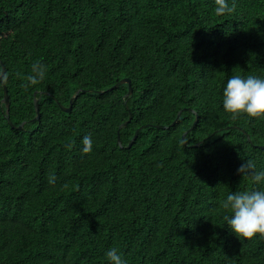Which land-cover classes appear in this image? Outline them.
<instances>
[{"label":"trees","instance_id":"1","mask_svg":"<svg viewBox=\"0 0 264 264\" xmlns=\"http://www.w3.org/2000/svg\"><path fill=\"white\" fill-rule=\"evenodd\" d=\"M228 3L0 0V264H264L222 207L264 188L237 172L264 170V117L222 106L230 77L264 78V0Z\"/></svg>","mask_w":264,"mask_h":264},{"label":"clouds","instance_id":"2","mask_svg":"<svg viewBox=\"0 0 264 264\" xmlns=\"http://www.w3.org/2000/svg\"><path fill=\"white\" fill-rule=\"evenodd\" d=\"M215 14L225 15L233 11L228 0H214ZM30 75L25 77V88L35 86L44 79L45 68L42 64L34 63ZM4 79L0 77V84ZM223 109L234 117L246 114L249 117H264V78L256 75H234L230 77L222 92ZM83 151L92 150L91 137L82 139ZM251 161H244L237 169L241 176L251 175L255 184H264V170L253 171ZM50 184L55 182V177H49ZM222 207L230 211L225 217L228 229L236 237L251 239L256 234L264 237V188L257 190L233 192L226 196ZM108 264H126L125 260L115 248H110L105 253Z\"/></svg>","mask_w":264,"mask_h":264},{"label":"water","instance_id":"3","mask_svg":"<svg viewBox=\"0 0 264 264\" xmlns=\"http://www.w3.org/2000/svg\"><path fill=\"white\" fill-rule=\"evenodd\" d=\"M1 68H2V69H1L0 77H2V75L5 73V68H4L3 65L1 66ZM122 83H126V84H128V92H127V94H129V93L131 92V88H130V86H129V80H128L127 78H123V79L119 80L117 83H115V84L112 86V88H116V87H118V86H119L120 84H122ZM77 92H78V91H77ZM77 92H76V94H77ZM73 98H74V96H72V97L69 99V104H68V106H66V107H65V106H62V105L59 104V107L61 108V110H63L64 112H68V111H70ZM2 101L5 103L6 106H8V94H7V89L5 88V86L3 87V98H2ZM33 104H34V110H35V116L33 117V120H38V119H39L38 99H34V100H33ZM6 112H7V110H6ZM178 117H179V112L177 113L176 118L173 120V122L171 123V125H174V124L176 123ZM6 119H7L8 124H9L11 127H15V128H17V129H21V128H22V124H19L18 126H14V125L11 123V121L8 119V116H7V115H6ZM129 119H130V116H129L128 120H126L125 122H123L119 127L125 126V125L127 124V122L129 121ZM196 122H197V116H195V118H194V120H193V122H192V124H191V126H190V128H189V130L192 129V128L194 127V125L196 124ZM137 132H138V129L135 130V132H134L132 138L130 139V141L128 142V144L126 145V147H129V146L131 145V143L133 142V140H134V139L136 138V136H137ZM185 133H186V132H184V133L181 135L182 138H184ZM246 136H247V139L249 140V136H248L247 134H246ZM117 142H118V143L120 142V141H119V137H117ZM259 147L264 149V146H259Z\"/></svg>","mask_w":264,"mask_h":264}]
</instances>
